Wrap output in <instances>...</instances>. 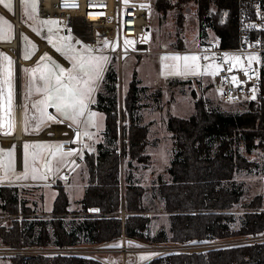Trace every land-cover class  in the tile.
I'll return each instance as SVG.
<instances>
[{"label": "trees", "instance_id": "trees-1", "mask_svg": "<svg viewBox=\"0 0 264 264\" xmlns=\"http://www.w3.org/2000/svg\"><path fill=\"white\" fill-rule=\"evenodd\" d=\"M195 4L199 29L210 28L225 49L237 46V0H154L153 10L161 15L175 11L176 47L183 48L179 35L184 22V7ZM117 73L108 66L103 90L96 94L93 109L104 115L105 143H98L95 151L84 149L82 164L85 188L71 226H66L69 199L60 183L52 215L49 220L34 216L18 198L17 186H0V210L9 215L22 213L21 220L13 218L10 227L0 226V240L9 247L69 246L100 244L122 235L146 243L176 244L222 239L256 234L264 230L263 197H253L243 205V221L231 228L233 210L241 200L235 187L223 186L231 182L237 171L257 166L241 154L264 150V86L257 101H251L246 111L224 114L208 109L203 99L194 93V112L188 118L168 116L167 130L172 134L174 157L168 168L169 182H159L157 193L168 214V233L162 228L154 235L148 232L151 217L144 205L145 189L124 178L120 170L124 158L145 163L147 155L146 126L135 122L138 103V81L133 74L121 106L116 95ZM104 91V92H103ZM257 142V143H256ZM216 150L212 152V146ZM60 182V181H57ZM96 211L90 213V211ZM124 211V218L120 212ZM10 264H103L80 257L42 255L11 258ZM145 264H264V244L211 249L206 252L169 253L155 257Z\"/></svg>", "mask_w": 264, "mask_h": 264}, {"label": "rangeland", "instance_id": "rangeland-1", "mask_svg": "<svg viewBox=\"0 0 264 264\" xmlns=\"http://www.w3.org/2000/svg\"><path fill=\"white\" fill-rule=\"evenodd\" d=\"M31 2L32 0H29V4H31ZM35 2L37 4V0H35ZM11 4V11L5 8L9 13H13L14 11L13 0H11ZM19 12L20 20L68 62V66L65 67L55 58L53 59L50 57V55H43L42 57H48L47 60L50 64H52L53 69H56L55 65H59L60 68H63L66 72H71L74 67V60L71 58L73 56L88 57L91 55L95 57H104L101 54H94L92 51L86 52L85 49H89L87 47H84L83 49H76L75 45L71 42L69 36L65 34L62 27L58 26L57 23L55 25L44 24L43 21L53 20H39L37 18V10L33 12L31 7H28L26 11L21 2H19ZM183 14V28L181 34L179 35L183 43V48L181 49L176 47L177 35L175 11H169L166 15H161L154 11L153 7H150V31L139 37V42L146 45L144 51L142 49H137L135 40L123 37V49H131L136 51V53L134 55L125 56L122 67L117 65V61L114 58L108 60V62L104 65V70L101 73V79L95 85L96 90L92 93L88 102L85 115L80 118V123H82L83 126L79 127L74 124L71 127L72 122L64 119V117L56 111L55 107H52L54 112H56L59 117L57 120L54 118L59 125H67L73 132L76 133L75 140L81 138L86 149L89 151H95L98 143L106 144L104 136V115L92 107L96 101V94L103 90L102 83L108 66H113L117 73L118 81L116 85V95L119 108L125 95L127 85L132 80L133 74L135 73V78L138 81L139 93L137 109L134 111V118L137 124L146 126L148 129L146 139L147 145L144 150V155H147V161L145 163H139L137 161H129L128 158H124L120 170V179L123 186L124 178L129 176L134 184L140 185L145 189L143 201L145 207L149 210L146 214H149L151 217L148 224V232L151 235H154L162 228L169 235L168 214L163 211V201L157 193V185L159 182L170 181L168 168L175 153L172 134L167 130L168 116L171 115L188 118L191 114H193L195 101L193 97L194 95L196 98L203 99L208 109H216L224 114L244 112L248 109L249 104L251 103L249 102L234 105L227 104L220 100L218 94L210 88L211 74H170L172 71L171 67L165 66L175 65L177 61L162 59L164 57L198 56L200 57L199 65L201 72L204 71L206 66H213L207 55L198 54L193 51L196 49L197 43L205 45V43L214 36L212 30L206 27L204 32L200 31L197 18V8L195 4H187L183 9ZM0 18L6 20L8 24L11 25V29H6L5 32L7 38H0V42H10L14 38V25L2 14H0ZM49 28L52 30L49 31ZM50 38L52 43H49ZM61 38L64 39L62 40ZM128 41H131V43H126ZM65 45L70 46L73 51H69L68 47H64ZM20 47V56L23 60H29L37 51L36 43L23 33L20 34ZM56 48H62L65 54H61V52L56 51ZM5 56L12 61L10 66V89L4 83L7 71L9 70L7 61L4 60ZM26 56H28L27 59L25 58ZM235 56L240 57V60L238 62L233 61V63L240 64L241 62H249L248 57L253 55ZM41 58H38L37 62L34 64L21 67L22 102L24 106L23 116L25 118V126H23L22 131L24 134L28 133L26 128V115L36 103V76L38 71L41 69ZM179 63L182 65L184 61L181 60ZM56 70L58 73V69ZM15 71L16 67L14 61L3 50H0V90H2V95H0V134L2 135H12L14 131L12 106L15 100ZM209 71L211 72L212 69L210 68ZM77 74L79 75V73ZM9 91L11 92L12 98L10 116L8 114L9 109L7 104ZM89 112L97 114L95 118V126L87 123ZM9 120H11L12 124L11 129H9ZM70 134L66 132L63 135L69 136ZM48 136H50V134H48ZM67 143L68 142L65 139L37 142L27 140L23 141L21 144L20 163L17 161L15 145L3 147L0 144V186H17L19 200L25 204V207L30 209L31 213L26 215L29 219H32L34 216L46 220L51 218L52 206L57 193L55 189V186L57 185L56 183L63 185L69 199V213L65 216L66 226L70 227L72 220H74L76 218L75 216L78 215L75 214V212L80 210V199L86 185V174L83 171L84 166L79 165L75 167L68 181L60 180V182H53L52 180L53 176L57 175L60 170L68 164L71 156H57V158L52 159L51 153L56 150V146L58 145H63L64 153L71 151L68 149ZM25 145H28V147L26 148ZM38 149L42 151L38 152ZM48 149L49 152L47 151ZM215 150L216 145H213L212 152ZM239 150L247 159L251 158L250 161L253 160V163L257 166L237 171L231 182H224L223 184V186L226 187H235L241 192V200L233 210L235 216L234 221L231 223V228L233 229H237L243 221V205L247 204L253 197L261 193V184L264 179V150L258 148L251 154H245L243 146H239ZM9 153L12 155L9 156ZM34 154L37 159L36 162L39 161V167H41V170H30L29 172L31 173V178L35 175L36 179L32 178L29 182L20 184L14 183L15 179L22 177L25 173V160L27 159V166L29 159H31L32 163H34L33 160H36L34 159ZM50 159L52 161V171L49 173L46 171L44 165L45 162ZM45 176L47 177L46 179L43 178ZM94 212L96 211H90V213ZM122 212L123 210L119 213L121 218L123 215ZM22 217V213L9 215L8 213H4L0 210V226L10 227L11 220L13 218L21 220ZM165 243L176 244L171 242ZM188 244L195 249L190 251L197 252H205L209 249H215L221 246L218 241L208 240L189 242ZM5 246L6 245H4L0 240V248H4ZM18 255L22 254L13 253L0 255V264H10L11 258ZM151 255H153V253ZM118 257L119 256H102L100 260H92L100 261L103 264H121V260ZM136 257L139 260L138 264H145L151 260H144V258L147 259L146 254H137ZM128 260L131 262L133 259L130 256ZM133 262H135V260ZM128 264L132 263L128 262Z\"/></svg>", "mask_w": 264, "mask_h": 264}, {"label": "built area", "instance_id": "built-area-1", "mask_svg": "<svg viewBox=\"0 0 264 264\" xmlns=\"http://www.w3.org/2000/svg\"><path fill=\"white\" fill-rule=\"evenodd\" d=\"M72 4H75L76 7H65V5ZM153 4V0H37V18L39 20H55L57 25L64 29L65 34L69 36L76 49L87 47L94 54L108 57V60L114 58L117 65L122 67L124 57L136 53L131 49H123V37L135 40L138 50L142 49L144 51L146 47V45L139 42V37L150 31L149 12ZM15 9L16 1L14 0V11ZM236 27L237 46L235 48H222L219 37L213 36L205 45L197 43L196 49L193 51L207 55L213 66L219 67L217 74L211 75L210 88L218 94L220 100L227 104L239 105L256 101L261 86H264V0H237ZM106 42L107 47L105 46ZM20 48L19 42L18 56H20ZM0 50L8 55V52L3 48L0 47ZM13 51H15L14 48ZM235 55H253L257 57V60L234 64L232 60L226 62L224 59ZM8 56L14 61L16 67L14 76L16 82L15 100L12 106L14 131L6 145H3L1 139L0 144L3 147L15 145L17 161L19 162L18 155L21 152V144L27 140H18L15 137L18 127L21 128V131L23 130L24 106L22 102L21 67L27 65L21 64L13 56ZM233 76L236 77L239 84L232 82ZM254 89L255 99L252 98ZM70 133L65 140L68 142V149L74 154L71 155L68 164L57 175L53 176V182L68 181L73 169L82 164L85 144L81 138L75 140L76 133L71 129ZM250 160L251 158L248 159V161ZM260 194L264 200V179L262 180ZM260 211L264 212V203ZM122 213L123 219L124 211ZM143 216L150 217L146 213ZM208 241H218L221 245L219 248L264 244V230L256 234ZM127 242L133 244H126ZM188 243H143L122 235L119 246L107 242L21 248L5 246L0 248V255L20 253L24 257L42 255L46 257L66 256L99 260L102 256H119L121 264H128L125 260L128 254L135 255L143 252L153 253L152 257H160L169 253L193 252L190 250L195 249Z\"/></svg>", "mask_w": 264, "mask_h": 264}, {"label": "snow or ice", "instance_id": "snow-or-ice-1", "mask_svg": "<svg viewBox=\"0 0 264 264\" xmlns=\"http://www.w3.org/2000/svg\"><path fill=\"white\" fill-rule=\"evenodd\" d=\"M22 6L25 7V10L27 11L28 7H31L32 11L35 12L37 10V4L35 0H32L31 4H29V0H20ZM0 4H3V6L11 11L12 4L11 0H0ZM65 7H76L75 4L72 5H65ZM46 25H55L56 21H43ZM6 26V28H5ZM7 30L11 29V25L8 24L6 20H3L0 18V38L6 39L7 36L5 35V32ZM52 29L49 28V31ZM62 40L64 38H61ZM49 43H52L51 38L49 39ZM126 43H131V41H128ZM105 46L107 47V42L105 43ZM64 47H68L69 51H73V49L70 46L65 45ZM56 51L61 52V54H65L62 48H56ZM86 52H91V49H85ZM26 59L28 56L25 57ZM74 60V67L71 72H66L63 68H60L59 65H55V67L58 69V73L52 71L51 68H48L47 65H45V71L41 74L40 79L43 81V88H37V92H43L44 93V99L39 101V104L41 105V112L42 115H46V109L48 107H55L56 111L60 113L66 120H70L72 124L79 125L80 118L85 115V112L88 107V102L92 96V93L96 90L95 85L96 83L101 79V73L104 70V65L108 62V57H95L89 55L88 57L84 56H73L71 57ZM42 60L48 59L47 56L42 57ZM162 59H171L174 61H177L175 65L172 66H165V67H171L172 71L170 74L174 75H215L219 71L218 66H212L208 65L205 67L204 71H200V65L199 60L200 57L198 56H172V57H164ZM225 61H239L240 57H225ZM4 60L7 61V64L9 66V70L7 71V76L4 80V83L11 88V71L10 66L12 64V61L7 58V56L4 57ZM184 61V63L181 65L179 62ZM249 62L257 60V57L250 56L248 57ZM212 69L210 72L209 69ZM79 73V75L77 74ZM247 75V72L245 73ZM66 81V82H65ZM232 82L234 84H239V81H237L236 77H232ZM0 95H2V90H0ZM253 99H255V89L253 90ZM11 92L9 91L8 96V109H9V116L11 115L10 109H11ZM35 107V105H34ZM96 113L89 112L88 113V121L87 123L91 124L92 126H95V118ZM48 120H52L51 116H48ZM41 123H44L42 120ZM12 124L11 120H9V129H11ZM75 142V141H74ZM27 148L28 145H25ZM74 153L69 151L67 153L63 152V145L56 146V150L51 153L52 159L57 158V156H71ZM12 154L9 153V156ZM51 159L47 160L45 162V169L47 172H51ZM25 167L27 168V159L25 160ZM28 175L27 172L22 177H18V179H27ZM33 179H36V176L34 175L32 177ZM43 178H47L46 176Z\"/></svg>", "mask_w": 264, "mask_h": 264}, {"label": "crops", "instance_id": "crops-1", "mask_svg": "<svg viewBox=\"0 0 264 264\" xmlns=\"http://www.w3.org/2000/svg\"><path fill=\"white\" fill-rule=\"evenodd\" d=\"M19 2L20 1H18V5H19ZM13 4H14V0H13ZM1 6L3 7V5H1ZM3 8L5 9V7H3ZM13 12H15V11H13ZM19 16H20V12H19ZM19 42H20V40H19ZM36 53H37V51L29 59V60H32V63L31 64L36 63L38 58H41L43 55L48 54L47 52H43V53H40V54H36ZM50 57H52V56L50 55ZM52 58L54 59V57H52ZM40 63H41V66H40L41 69L38 71V74L36 76V89L37 88H43V86H44L43 85V81L40 79V76L45 71V65H47L48 68H51L52 71L57 72V70H56L57 68L56 69H53L52 68V64H50V62H48L47 59L46 60H42ZM42 99H44V93L43 92H37L36 91V95H35V100H36L35 107L31 108L29 110L30 112L28 111V113L26 115V121H27L26 122V128L28 130V133H25V135H27V137H31V139H27V141L37 142V141H57V140H59L57 138L55 139L54 136L52 135L54 133V129L53 128L59 126V123L56 121L59 117L57 116L56 112H54V109L52 107H49V108L46 109V113H47L46 115H42V112L40 110L41 109V105L39 104V101H41ZM48 116H51L52 117V120H48ZM24 120H25V118L23 116V126H25V121ZM42 120L44 121V123H41ZM73 125L74 124H71V127ZM78 126L79 127L80 126H83V124L82 123H79ZM45 132H47V134ZM43 133L46 134V136L44 138H41V139L34 138L37 135H40V134H43ZM48 134H50V139L48 138ZM41 151L42 150L38 149V152H41ZM47 151L49 152V149ZM20 155H21V153H20ZM34 157H35V154H34ZM34 159H36V157ZM41 160H42V158H41ZM33 161H34V163H32L31 159H29L28 166H27L26 170H24L25 172H27L28 178L27 179H15L14 183L20 184V183H24V182H29L30 179H32L31 178V173L29 171L30 170H35L36 171V170H39V169L41 170V167H39V161L36 162L37 159L36 160H33ZM21 169H22V167H21ZM120 238L121 237H119L117 239H114V240H111V241H109L107 243H109L111 245L119 246L120 245ZM126 244H129L130 245V244H133V243L132 242H127ZM137 254H146V256H147L146 258L147 259L144 258V260H149V259H152L153 258L152 257L153 255H151L152 253H143V252H141V253H137ZM137 254H135V255L128 254L125 257L126 262L128 261L129 263H132V264H138L139 260L136 257ZM130 256L133 259L131 262L128 260V258ZM118 258H120V257H118ZM134 260H135V262H133ZM119 262H120V260H119Z\"/></svg>", "mask_w": 264, "mask_h": 264}, {"label": "bare ground", "instance_id": "bare-ground-1", "mask_svg": "<svg viewBox=\"0 0 264 264\" xmlns=\"http://www.w3.org/2000/svg\"><path fill=\"white\" fill-rule=\"evenodd\" d=\"M15 1H16V9H15V12H13V13H9L0 5V13L3 16H5L14 25L13 28H14V31L16 33V36L10 42H0V47L3 48L4 50H6L8 52V55L13 56L16 59H18L21 62V64L30 65L32 63V60H28V59L23 60L17 54V50L19 49V34L24 33L27 37H29L32 41H34L36 43V45H37V53L36 54L47 52L49 55H51L52 57L57 59L60 63H62L65 67H67L68 62L63 57H61L59 54H57L43 39L38 37L27 25H25L20 20L19 5H18L19 0H15ZM13 48L15 51H13ZM53 129L55 131V135H54L55 139L56 138L57 139H66V138H68V136L63 135V134L66 132H68L70 134V128L66 125H61V126L59 125L58 127H54ZM45 133L47 134V132H45ZM45 133L37 135L34 138H36V139L44 138L46 136ZM12 135L0 134V139L3 141V145H6L7 141H9L11 139ZM15 137L18 140L31 139V137H27V135L23 134L20 127H18V129H17V133H16ZM48 138L50 139V136H48ZM18 160H19L18 163H20V152L18 155Z\"/></svg>", "mask_w": 264, "mask_h": 264}]
</instances>
